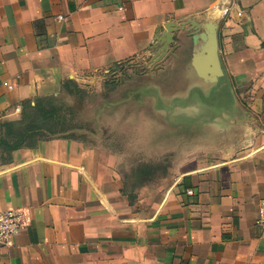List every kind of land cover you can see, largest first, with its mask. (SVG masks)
Masks as SVG:
<instances>
[{
	"label": "crops",
	"instance_id": "1",
	"mask_svg": "<svg viewBox=\"0 0 264 264\" xmlns=\"http://www.w3.org/2000/svg\"><path fill=\"white\" fill-rule=\"evenodd\" d=\"M207 25L218 61L191 36ZM153 55L160 81L142 97L184 132L176 175L130 192L100 145L60 134L13 148L0 211L24 225L0 264H264V0H0V123Z\"/></svg>",
	"mask_w": 264,
	"mask_h": 264
},
{
	"label": "rangeland",
	"instance_id": "2",
	"mask_svg": "<svg viewBox=\"0 0 264 264\" xmlns=\"http://www.w3.org/2000/svg\"><path fill=\"white\" fill-rule=\"evenodd\" d=\"M150 62L152 58L132 59L96 70L81 84H65L57 95L63 102L64 134L111 151L114 169L130 192L143 183L159 187L163 178L176 175L184 157L182 128L174 126L162 112L153 109L150 99L142 97V89L155 76L160 81V73L144 71ZM179 68L183 70L184 66ZM28 123L29 119L22 120L21 115L10 124L0 123V164L8 160L12 150L3 139L21 143L22 129Z\"/></svg>",
	"mask_w": 264,
	"mask_h": 264
},
{
	"label": "trees",
	"instance_id": "3",
	"mask_svg": "<svg viewBox=\"0 0 264 264\" xmlns=\"http://www.w3.org/2000/svg\"><path fill=\"white\" fill-rule=\"evenodd\" d=\"M62 104L63 102L58 99L56 94L35 96L32 101H28L22 106L21 119H25V121L29 119L30 122L25 124L22 129L21 135L24 134L22 142L11 144L5 138L3 142L13 149L19 146H34L39 139L50 137V135L62 134V136H66L63 135L66 120L61 119Z\"/></svg>",
	"mask_w": 264,
	"mask_h": 264
},
{
	"label": "built area",
	"instance_id": "4",
	"mask_svg": "<svg viewBox=\"0 0 264 264\" xmlns=\"http://www.w3.org/2000/svg\"><path fill=\"white\" fill-rule=\"evenodd\" d=\"M62 18V16H58ZM255 222L264 226V197L259 200ZM24 225V214L20 209H7L0 211V244H9Z\"/></svg>",
	"mask_w": 264,
	"mask_h": 264
},
{
	"label": "water",
	"instance_id": "5",
	"mask_svg": "<svg viewBox=\"0 0 264 264\" xmlns=\"http://www.w3.org/2000/svg\"><path fill=\"white\" fill-rule=\"evenodd\" d=\"M165 28H166V32L164 34V39L162 40V43H164V47L167 46V48H168V45L171 44V42H172V32H173V30H172L170 24H167L165 26ZM201 28L202 27L200 26L198 29H197V27L194 29V32H192V34H191L192 39L196 40V38L199 37L200 39L206 41V47L208 48L207 52H209L210 58L213 61H215V60L218 61V57H217V54H216L217 42H216V39H215V31L213 29V25H207L206 26V28H207V30H209V32L203 31V33H202L201 32L202 31ZM195 30H196L197 33H200V32L201 33L199 35H197L195 33ZM149 58H152V62L153 63L150 62L149 63L150 66L147 69L144 68V71L149 73V74H152L153 70L155 71V69L161 67L162 61L164 60L165 57H161V56H158V55H153V56H150ZM146 65L147 64H145L143 67H146ZM182 66H184V65H182ZM184 69H185V66H184ZM176 74H177V76H175ZM180 75H181V73L176 72V73H174L173 78L180 77ZM155 78H156V76H155ZM149 91H152V89L149 90ZM144 93H145V90H144ZM153 109H154V107H153ZM21 110H22V108H21ZM154 110H156V109H154ZM168 121H169V119H168Z\"/></svg>",
	"mask_w": 264,
	"mask_h": 264
}]
</instances>
